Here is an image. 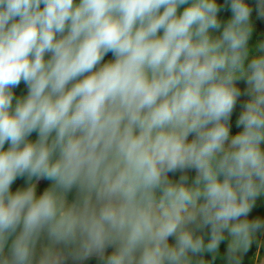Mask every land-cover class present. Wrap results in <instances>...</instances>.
I'll return each instance as SVG.
<instances>
[{
    "label": "clouds",
    "instance_id": "clouds-1",
    "mask_svg": "<svg viewBox=\"0 0 264 264\" xmlns=\"http://www.w3.org/2000/svg\"><path fill=\"white\" fill-rule=\"evenodd\" d=\"M225 4L222 26L216 0H0V264H34L43 234L35 264H192L225 232L240 264L264 229L247 219L264 196V42L249 61L251 9ZM185 169L191 183L169 179Z\"/></svg>",
    "mask_w": 264,
    "mask_h": 264
},
{
    "label": "rangeland",
    "instance_id": "rangeland-1",
    "mask_svg": "<svg viewBox=\"0 0 264 264\" xmlns=\"http://www.w3.org/2000/svg\"><path fill=\"white\" fill-rule=\"evenodd\" d=\"M247 5L251 9L250 13V23L253 28L252 36L249 40V47L252 50L249 55V61L256 55H259V51L256 50V45L258 43L264 42V16H261L258 12V3L257 0H245ZM218 7L221 8V11L217 15V19L220 21L223 26L228 20L231 19L232 13L230 10V6L225 4V0H220L218 2ZM213 36H218V31H213L211 33ZM46 59L47 54H46ZM113 59V55L104 57L101 63L107 62ZM247 63V61H246ZM237 88L240 89L241 95L237 98L236 105L234 106L233 112L231 114L229 120L230 126V135L238 134L242 131V127H238L236 121L239 118L240 113L243 110V105L247 102L249 97L245 94L247 89V83L244 79H241L236 82ZM14 97H23L27 95V85L21 81V83L13 88ZM15 104V99L13 101ZM193 138L192 135L189 136V140ZM262 150H264V143L261 144ZM37 184V195H40L46 188H48L51 184L46 179H40L36 181ZM67 199V198H66ZM67 201L71 203L68 199ZM248 220H256L260 219L264 221V196L257 197L256 203L252 208L251 212L248 214ZM209 228L206 227L201 231H197V235H201L205 242L209 239ZM230 242V237L227 232H225V239L220 243L218 250L215 254V258L213 259L212 254L203 253L197 254L192 257V264H198L199 261L203 260L204 264H228V245ZM175 240L173 237H169V244H174ZM49 244V240L46 234H43L37 241L36 245V256L34 257V264L36 260H38L42 249ZM61 248L62 246H57ZM114 251L113 247H108L105 250L104 257H107ZM96 256V255H94ZM264 258V229H260L255 233L253 243L248 249L246 253L240 255V264H260V261ZM81 261H74L71 256H68L65 260V264H80Z\"/></svg>",
    "mask_w": 264,
    "mask_h": 264
},
{
    "label": "trees",
    "instance_id": "trees-1",
    "mask_svg": "<svg viewBox=\"0 0 264 264\" xmlns=\"http://www.w3.org/2000/svg\"><path fill=\"white\" fill-rule=\"evenodd\" d=\"M220 0H216L217 5L218 2ZM112 55L111 52H109L108 54L105 55L106 56H110ZM37 137V134L35 132H33L31 134V136L29 137L30 140H35ZM5 149H7L8 144H5ZM181 176H186L187 177V182L191 183L192 180H194L195 176H196V170L195 169H185V170H177L176 172H172L168 174V177L170 180L176 182L179 181ZM47 180V179H46ZM50 184L51 181L47 180ZM27 177H18L14 183L11 185V191L15 192L17 189L23 188L27 186ZM78 192L77 189L75 187H73V189H71L67 194H66V198L72 202L77 198ZM11 243V237L9 239V244ZM5 254H7V249H5ZM106 258V257H104ZM80 264H103V259L99 256H90L89 258H87L84 261H81ZM260 264H264V258L260 261Z\"/></svg>",
    "mask_w": 264,
    "mask_h": 264
}]
</instances>
